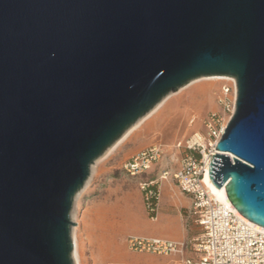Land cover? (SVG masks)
<instances>
[{
  "label": "water",
  "instance_id": "95a60500",
  "mask_svg": "<svg viewBox=\"0 0 264 264\" xmlns=\"http://www.w3.org/2000/svg\"><path fill=\"white\" fill-rule=\"evenodd\" d=\"M213 76L237 100L209 177L264 228V0H0V264H75L92 165Z\"/></svg>",
  "mask_w": 264,
  "mask_h": 264
},
{
  "label": "rangeland",
  "instance_id": "374dc122",
  "mask_svg": "<svg viewBox=\"0 0 264 264\" xmlns=\"http://www.w3.org/2000/svg\"><path fill=\"white\" fill-rule=\"evenodd\" d=\"M198 79L170 93L159 114L143 121L125 139L117 140L118 144L115 142L108 150L110 146L92 165L88 185L78 199L75 197L72 210L76 223L72 234L74 231L77 235L81 264H135L133 255L148 254L132 251L128 245L130 237H147L143 227L151 224L139 183L157 179L160 209L162 212L171 209L170 200L178 201L182 194L172 175L167 181L160 179L168 165L171 172L178 167L169 162L167 155L176 153L175 147L196 133L205 134L203 122L211 114L220 115L219 127L225 129L234 112L232 82ZM226 87L231 88L227 94ZM155 145L162 146L165 153L157 165L135 178L124 172L123 164L128 159ZM180 208L188 217L187 230L192 240L200 235V227L190 219L188 207ZM188 256L195 257L193 253Z\"/></svg>",
  "mask_w": 264,
  "mask_h": 264
},
{
  "label": "built area",
  "instance_id": "2783aa9c",
  "mask_svg": "<svg viewBox=\"0 0 264 264\" xmlns=\"http://www.w3.org/2000/svg\"><path fill=\"white\" fill-rule=\"evenodd\" d=\"M230 91L231 88L226 87L225 93ZM220 120V115L211 114L203 122L205 134L196 133L189 140L180 142L175 147L176 153L167 155L169 162L178 164V167L171 172L168 165L160 176L161 180L167 181L172 175L180 192L191 199L190 213L196 218L200 235L179 242L133 236L128 239L130 250L157 256L177 255L181 258L179 264H264V231L230 206L218 202L205 182L210 161L218 153L216 146L225 131L219 127ZM164 155L160 145L146 148L128 159L123 170L135 178L151 170ZM157 185V179L139 183L152 219L157 217L160 196ZM189 250L194 258L186 257Z\"/></svg>",
  "mask_w": 264,
  "mask_h": 264
},
{
  "label": "crops",
  "instance_id": "0c3cea01",
  "mask_svg": "<svg viewBox=\"0 0 264 264\" xmlns=\"http://www.w3.org/2000/svg\"><path fill=\"white\" fill-rule=\"evenodd\" d=\"M159 195L161 196L160 192ZM160 196L158 199L156 219H152L151 217L150 219H148V223H151L153 225L152 229L150 228L151 224L149 225V227L145 225L143 227V229L147 231L146 236L150 238L163 237L177 242L189 240V234L187 230L188 217L184 216L180 206L188 207L190 213L192 205L191 199L188 196L182 194V197L178 198V201L175 199L170 200L171 209L162 212L159 205ZM189 216L191 217L190 219H193L197 225L196 218L191 213ZM192 253L193 252L189 250L185 255L189 258L188 254ZM133 262L135 264H179L181 262V258L177 255L165 257L153 254H140L133 255Z\"/></svg>",
  "mask_w": 264,
  "mask_h": 264
},
{
  "label": "bare ground",
  "instance_id": "6f19581e",
  "mask_svg": "<svg viewBox=\"0 0 264 264\" xmlns=\"http://www.w3.org/2000/svg\"><path fill=\"white\" fill-rule=\"evenodd\" d=\"M197 81H230L232 82L234 85H236V81L234 78L231 77H227V76H213V77H202L201 79H198ZM195 82V81H194ZM236 91H237V85L235 86ZM170 95V94H169ZM168 95V96H169ZM168 96H166L160 103H158L148 114H146L144 117H142L141 119H139L128 131L125 132V134L121 137V139L119 140V142L123 139H125L130 133L131 131L137 127L139 124H141L143 121L147 120L148 118H150L151 116H153L155 113H160L161 111H159L161 109V107L163 106V104L165 103V101L167 100ZM236 100H237V94L235 92V105H236ZM235 110V108H234ZM116 144H118L116 142ZM115 146V145H113ZM113 146L108 149L111 150L113 148ZM89 180L86 182L85 186L83 187V189L77 194L76 199H78V197L80 196V194L85 190V188L88 185ZM205 182L210 190V192L212 194H214L216 200L224 205L230 206L233 210H236L234 208V206L231 204V202L229 201L224 188L218 189L211 181L210 177H209V169L206 173V177H205ZM253 224V223H251ZM255 225V224H253ZM258 229L264 231V228L259 227L257 225H255ZM73 237V241H74V245H75V250H74V261L75 264H81L80 261V253H79V244H78V239H77V235L75 234V232L73 231L72 234Z\"/></svg>",
  "mask_w": 264,
  "mask_h": 264
},
{
  "label": "trees",
  "instance_id": "16d2710c",
  "mask_svg": "<svg viewBox=\"0 0 264 264\" xmlns=\"http://www.w3.org/2000/svg\"><path fill=\"white\" fill-rule=\"evenodd\" d=\"M154 190L156 191V188H154ZM153 202L156 203V199H153Z\"/></svg>",
  "mask_w": 264,
  "mask_h": 264
}]
</instances>
